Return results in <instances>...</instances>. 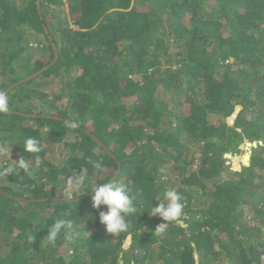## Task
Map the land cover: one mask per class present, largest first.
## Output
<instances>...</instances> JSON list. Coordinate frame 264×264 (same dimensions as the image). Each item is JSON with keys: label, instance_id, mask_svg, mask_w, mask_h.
<instances>
[{"label": "trees", "instance_id": "1", "mask_svg": "<svg viewBox=\"0 0 264 264\" xmlns=\"http://www.w3.org/2000/svg\"><path fill=\"white\" fill-rule=\"evenodd\" d=\"M133 1L0 0V90L50 66L0 113V264H264V0ZM113 180L138 209L114 236L88 193ZM170 189L183 215L157 235Z\"/></svg>", "mask_w": 264, "mask_h": 264}, {"label": "clouds", "instance_id": "2", "mask_svg": "<svg viewBox=\"0 0 264 264\" xmlns=\"http://www.w3.org/2000/svg\"><path fill=\"white\" fill-rule=\"evenodd\" d=\"M9 96L6 91L0 90V113L8 111ZM23 149L27 154H37L41 152L40 141L34 137H28L23 143ZM7 149L0 148V153H6ZM30 159L21 158L15 166L3 169L4 174L16 172H28ZM93 167L97 170L102 168L99 161L93 162ZM87 169L81 170L80 178L76 181V187L85 186ZM88 193L92 194V207L99 213V221L105 227L108 234L119 235L126 233L130 227L129 216H134L138 209L133 202V197L125 185L116 181L102 183L93 187ZM158 205L151 208L148 212L150 216H159L166 223H161L155 230V234L162 235L170 222H176L183 215V197L175 190H167L163 193L162 199H157ZM102 207L105 210H101ZM70 223V222H69ZM65 226L64 220H57L49 230L47 239L54 241L62 228Z\"/></svg>", "mask_w": 264, "mask_h": 264}, {"label": "rangeland", "instance_id": "3", "mask_svg": "<svg viewBox=\"0 0 264 264\" xmlns=\"http://www.w3.org/2000/svg\"><path fill=\"white\" fill-rule=\"evenodd\" d=\"M140 2H141V0H134L133 1V3H134V5L136 4L137 6L138 5H140ZM65 8H66V11L68 12V7H67V5L65 6ZM27 43H29V45L30 46H32L33 48H36V44H35V42H34V40L32 39V37L30 38V37H28V39H27ZM39 56H40V54H39ZM38 56V57H39ZM38 57H36L35 55H34V58H33V60H36ZM61 80L62 78H55L54 79V77H52V78H50L49 80H46V82L45 83H40L39 85H38V83H37V85H36V89H38V90H44L47 94H52V93H55V94H59L60 92H61V90H62V84H58L57 83V81L58 80ZM53 80V81H52ZM34 85H32V86H28V87H33ZM38 87V88H37ZM40 98H42V99H44L43 97H40ZM40 98H37V99H35L33 102L34 103H36V105H37V107H39V111H44L45 113H47L48 111H50V110H52V107H48V106H46V107H44V108H41L40 106H42L43 104H42V102H41V99ZM52 100V99H51ZM59 107V109H62V110H64L66 107H67V104H66V99H64L63 101H62V103H60L59 101H57V102H55V104H54V107ZM245 144V146H246V150L245 151H242L243 153H241V154H238V155H240V157L241 156H244V155H246V154H248L249 155V153L251 152V150H252V148L254 147H257V145H256V143L255 144H251V143H244ZM0 148H4V149H7V152L6 153H0L2 156L4 155V154H7L6 155V157H12L11 156V154L10 153H8V145H7V143L6 142H3V143H0ZM249 149H250V151H249ZM57 150H58V148L56 147V146H54V148H53V151H55V152H57ZM55 159H52V161H54ZM182 223V222H181Z\"/></svg>", "mask_w": 264, "mask_h": 264}, {"label": "water", "instance_id": "4", "mask_svg": "<svg viewBox=\"0 0 264 264\" xmlns=\"http://www.w3.org/2000/svg\"><path fill=\"white\" fill-rule=\"evenodd\" d=\"M38 8L40 9L39 0H38ZM46 31H47V30H46ZM47 33H48V32H47ZM49 38H50V40L52 41V39H51L50 36H49ZM52 45H53V48H54V50H55V52H56V51H57V48H56L55 44H52ZM56 53H57V52H56ZM57 58H58V55L56 54V56H55V60H57ZM49 67H50V66H48V67L42 69L41 71H39V72L36 73L35 75H32L31 77H28V78H26V79L20 81L19 83H16V84L12 85V86L8 89L7 92H9L11 89L15 88L16 86H18V85H20V84L26 83V82H28V81H30V80L36 78L37 76L41 75L44 71H46ZM31 116H33V115H31ZM33 117H35V115H34ZM48 117H50V116H48ZM231 122H232V121H231ZM74 125H75V124H74ZM94 138H95V137H94ZM95 139H96V138H95ZM96 140H97V139H96ZM97 141H98V140H97ZM98 142L100 143V145L103 146V144H102L100 141H98ZM246 143H249V142L247 141ZM106 149H107V148H106ZM240 150H241V151H245V150H246V146H245V144H242V145L240 146ZM249 151H250V149H249ZM251 153H252V152H250L249 155H248V160L250 159ZM111 155H112V154H111ZM236 157H237V156H236ZM239 157H240V156H239ZM239 157H238V158H239ZM226 158H227V159H232L233 157H232L231 154H227V155H226ZM0 193H2V192H0ZM40 201H41V200H40ZM181 225H182V226H185L184 223H181Z\"/></svg>", "mask_w": 264, "mask_h": 264}, {"label": "bare ground", "instance_id": "5", "mask_svg": "<svg viewBox=\"0 0 264 264\" xmlns=\"http://www.w3.org/2000/svg\"><path fill=\"white\" fill-rule=\"evenodd\" d=\"M241 157H239V159H240Z\"/></svg>", "mask_w": 264, "mask_h": 264}]
</instances>
